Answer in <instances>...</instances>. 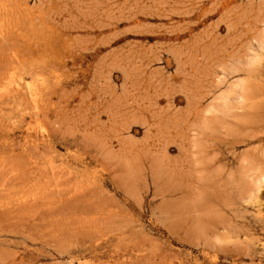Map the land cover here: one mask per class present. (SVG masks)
<instances>
[{
  "label": "rangeland",
  "instance_id": "1",
  "mask_svg": "<svg viewBox=\"0 0 264 264\" xmlns=\"http://www.w3.org/2000/svg\"><path fill=\"white\" fill-rule=\"evenodd\" d=\"M227 1L0 0V264H264L247 75L199 89L234 38L264 63Z\"/></svg>",
  "mask_w": 264,
  "mask_h": 264
},
{
  "label": "bare ground",
  "instance_id": "2",
  "mask_svg": "<svg viewBox=\"0 0 264 264\" xmlns=\"http://www.w3.org/2000/svg\"><path fill=\"white\" fill-rule=\"evenodd\" d=\"M231 1V0H230ZM162 2V1H161ZM212 2V1H211ZM224 2V0H223ZM222 2V3H223ZM226 2L228 3V1L226 0ZM137 3V2H136ZM199 3V2H198ZM165 4V3H164ZM224 4V3H223ZM229 5V3H228ZM207 6V5H206ZM203 7V6H202ZM224 7V5H223ZM172 10V9H171ZM222 10V9H221ZM202 11V10H201ZM203 13V12H202ZM173 14V13H172ZM206 16V15H205ZM187 20V19H186ZM191 20V19H190ZM197 20V19H195ZM224 26V25H223ZM180 34V33H179ZM240 36V35H239ZM206 39V38H205ZM212 39V38H211ZM228 40V39H227ZM212 41V40H211ZM217 41V40H216ZM215 43V42H214ZM223 43V42H222ZM220 44V43H219ZM249 44V43H248ZM244 43L237 39L234 38L233 40H230L229 42L218 46L213 54L211 53L210 55H205L204 54V59L202 60H198L197 63H204L205 67H204V76L201 79V84L202 86H200L199 89L201 90H205L206 92H211L214 87H216L217 85L215 84V80L214 77L216 75H219V73L222 72L224 79L226 80L227 78L230 79L233 76L240 74V73H245L247 83L245 84L244 88L242 87V99L244 97V102L242 103L243 106V112L239 113L238 115H247V114H251L250 119H248L245 123L246 126H250L252 128H254L255 130H263L264 131V63H260L257 64L256 62H254L255 64H253V62H249V66L247 64L248 67L242 66L241 63L243 62H247L250 60H247V54L248 53H243L244 50ZM199 49V48H198ZM250 56V55H249ZM182 57V56H180ZM252 57V56H251ZM177 58V55H176ZM253 58V57H252ZM178 59V58H177ZM190 59V58H189ZM192 59V58H191ZM197 59V58H196ZM263 59V58H262ZM195 61V60H194ZM192 61V62H194ZM252 61V60H251ZM260 61V60H259ZM263 61V60H261ZM191 63V62H190ZM4 77V76H3ZM221 78V77H220ZM219 77L218 79L221 80ZM187 80V79H186ZM206 81V82H205ZM217 83H221V81H217ZM245 83V82H244ZM219 86V84H218ZM195 87V86H194ZM197 88V87H196ZM192 89V88H191ZM195 90V89H194ZM204 91V92H205ZM186 92V91H185ZM190 92V91H189ZM200 95V94H199ZM193 96V95H192ZM191 96V97H192ZM194 97V96H193ZM195 99V98H194ZM193 101V100H192ZM200 103V102H199ZM240 103V105H241ZM225 104V102H224ZM227 104V102H226ZM225 104V105H226ZM228 105V104H227ZM226 105V106H227ZM223 106V105H222ZM239 106V105H238ZM224 107V106H223ZM230 107V106H229ZM234 107V106H233ZM221 108V107H220ZM242 108V107H241ZM232 109V108H230ZM234 109V108H233ZM232 109V110H233ZM240 109V108H239ZM198 110V109H197ZM196 110V111H197ZM241 110V109H240ZM236 111V110H235ZM231 111H228L227 115H230ZM234 112V110L232 111ZM231 112V113H232ZM196 113V112H195ZM227 113V111H226ZM198 114V112H197ZM223 114L226 116V114L223 112ZM234 115V113L232 114ZM237 115V116H238ZM216 116V115H215ZM218 116V115H217ZM223 116V115H222ZM227 117V116H226ZM234 117V116H233ZM205 118V117H203ZM207 118H210L207 116ZM216 118V117H215ZM218 118V117H217ZM225 118V117H224ZM231 118V117H230ZM238 118V117H237ZM241 118V117H240ZM221 120H223V118H221ZM237 119V123H238ZM219 121V119H218ZM224 121V120H223ZM241 121V120H239ZM222 122V121H221ZM223 122H222V126H223ZM229 124V122H228ZM234 124V123H232ZM231 125V124H230ZM227 126V125H226ZM249 127V129H250ZM255 133V132H254ZM263 133V132H261ZM255 135V134H254ZM216 154V153H215ZM217 156V155H216ZM252 158V157H251ZM256 162V161H254ZM253 162V163H254ZM253 166V165H250ZM247 167V166H246ZM245 168V166H244ZM246 169V168H245ZM248 169V168H247ZM246 169V171H247ZM253 170L255 168H252ZM258 169V168H257ZM260 169V168H259ZM252 170V172H253ZM262 170V168H261ZM264 170V168H263ZM255 171V170H254ZM257 171V170H256ZM262 173V172H261ZM254 174V173H253ZM260 176V175H259ZM254 177V176H253ZM2 202V201H1ZM5 202H3L4 204ZM8 204V203H7ZM14 215V213H12ZM25 214V213H24ZM25 217V216H24ZM16 219V218H15Z\"/></svg>",
  "mask_w": 264,
  "mask_h": 264
}]
</instances>
